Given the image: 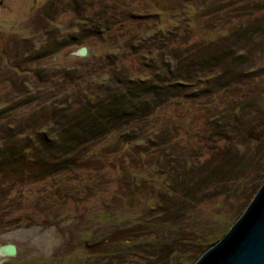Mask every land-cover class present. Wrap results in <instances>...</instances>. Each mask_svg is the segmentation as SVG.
Instances as JSON below:
<instances>
[{
	"label": "rangeland",
	"instance_id": "1",
	"mask_svg": "<svg viewBox=\"0 0 264 264\" xmlns=\"http://www.w3.org/2000/svg\"><path fill=\"white\" fill-rule=\"evenodd\" d=\"M259 1L0 0V45L18 51L22 49L20 42L27 40L34 49L46 48L39 52L52 53L50 59H39L34 64L21 61L22 50L15 57V54L11 55V61L22 64L25 69L22 77L26 83L35 80L32 75L37 69L58 66L45 75L47 83L32 81L30 94L33 97L51 90L49 82L54 79L63 84L62 78L67 75L66 69L73 60L119 53V50L125 57L119 65L130 66L131 75L149 80L158 75L163 61H168L174 54V45L178 43L173 39L176 33L187 36V46L216 42L227 45L230 28H234V22L244 19L238 20L237 16L247 12L239 11V6L251 10ZM233 2L237 6L214 11ZM164 32H170L171 38L168 39ZM82 34L76 44H71ZM259 38H254V42ZM81 48L86 53L80 52ZM251 49L256 50L255 46ZM256 66L258 69L264 66L262 56L257 59ZM7 75L12 77L11 72L0 68V110L7 108L1 114L7 119L4 123L28 114L39 105L36 101L13 112V107L17 106L13 102L21 99L23 81L14 78L6 83ZM250 81L233 85L229 92L238 94L235 99H246L262 91L264 78ZM52 84L54 92L39 102L52 100L61 104L62 95L80 97L85 91L83 84L72 83L69 92L63 94L58 91V83ZM6 90L16 95L6 97ZM211 98L178 100L160 106L146 120V125H142L139 138L121 143L118 133L110 134L88 149L82 157L83 164L75 165L71 174L36 179L41 167L28 163L24 165L22 175H8L9 180L0 183V248L9 246L14 251L0 255V264H173L178 257L186 262L190 257L194 258L192 249L206 234H197L200 220L204 219V204L199 203L186 213L179 221V231L169 229L167 224L156 226L158 221H153L156 213L151 208L157 209L158 194L148 188L141 190L140 184L147 182V186L152 187L156 179L157 172L150 168L154 171L151 172L148 165L157 160L153 150L155 134L171 136L170 145L178 142L187 154L190 133L203 132L206 119L216 108L213 105L225 108L232 97L220 93L209 107L207 103ZM192 140L195 148L205 143L199 138ZM167 157L168 154L165 165ZM207 209L212 211V206ZM227 209L228 206L225 212ZM143 215H147L146 218ZM148 216L152 221L147 220ZM221 222L222 218L218 216L215 228ZM18 231L22 232L20 236L6 237ZM163 240H167L166 244ZM169 242L173 246L168 249ZM172 249L176 252L171 253L169 250Z\"/></svg>",
	"mask_w": 264,
	"mask_h": 264
},
{
	"label": "trees",
	"instance_id": "2",
	"mask_svg": "<svg viewBox=\"0 0 264 264\" xmlns=\"http://www.w3.org/2000/svg\"><path fill=\"white\" fill-rule=\"evenodd\" d=\"M257 3L251 10L239 6V11L247 12L237 16L238 20L244 17L242 21L232 23L234 28H230L226 37L229 40L227 45L216 42L187 46V36L176 33L173 39L178 43H172L175 44L174 54L168 57V61H163L158 75L149 80L131 75L130 66L119 65L120 60L125 59L120 50L119 53H103L100 57L90 55L85 59H72L66 69L67 75L62 78L63 84L55 79L49 83H58V91L63 94L69 92L72 83L83 84L85 91L80 97L62 95L61 104L52 100L39 102L54 92L53 84H50L51 90L42 95L33 97L30 94L32 81L47 83L45 75L51 74L57 65L37 69L32 75L35 80L26 83L22 77L25 74L22 64L11 61V55H19L21 50V61L24 59L33 64L49 58L52 53L39 52L46 48L34 49L27 40L20 42L22 49L18 51L1 44L0 68L12 75H7L10 79L4 81L10 83L14 78L23 81L21 99L13 102L17 104L13 112L36 101L39 105L28 114L13 117L6 123L3 120L7 119L1 114L7 108L0 110V183L9 180L8 175H22L24 165L28 163L41 167L36 179L71 174L75 165L83 164L82 157L88 149L110 134L118 133L121 143L139 138L142 125H146V120L160 106L178 100L198 101L212 97L207 103L210 107L220 93H227L232 97L228 106L220 108L214 104L216 108L206 119L205 130L190 133L187 154L178 142L170 145L171 136L155 134L153 150L157 160L148 165L149 170L153 168L157 172L156 179L152 187H148L147 182L140 184L141 190L148 188L158 194L157 209L155 206L151 208L156 213L153 221L160 224L156 226L167 224L169 229L179 231V221L186 213L199 203L204 204V219L200 220L202 223H199L200 232L197 234H206L192 249L194 258L190 257L187 262L181 257L175 260L183 264L193 263L226 233L264 180V87L246 99H235L238 94L229 92L233 85H241L244 80L253 82L264 78V66L261 69L256 66L260 56L264 61V0ZM233 5L237 6L233 2L214 11ZM164 33L171 38L170 32ZM81 36L83 34L77 35L71 44H76ZM256 37H260L259 41L254 42ZM79 43L83 46L81 41ZM254 46L255 51L251 49ZM6 91V97L16 95ZM194 119L195 116L193 122ZM196 138L205 143L195 148L192 139ZM163 146H171L170 153ZM207 206H212V211ZM218 216L222 222L215 228ZM147 220L152 221L149 216ZM167 240L162 243L166 244ZM172 246L169 242L167 248ZM176 246L181 250L179 245ZM169 251L176 252L174 249Z\"/></svg>",
	"mask_w": 264,
	"mask_h": 264
},
{
	"label": "water",
	"instance_id": "3",
	"mask_svg": "<svg viewBox=\"0 0 264 264\" xmlns=\"http://www.w3.org/2000/svg\"><path fill=\"white\" fill-rule=\"evenodd\" d=\"M191 264H264V180L226 233Z\"/></svg>",
	"mask_w": 264,
	"mask_h": 264
},
{
	"label": "bare ground",
	"instance_id": "4",
	"mask_svg": "<svg viewBox=\"0 0 264 264\" xmlns=\"http://www.w3.org/2000/svg\"><path fill=\"white\" fill-rule=\"evenodd\" d=\"M25 232H28V231H25ZM24 232V233H25ZM33 232V231H32ZM22 234V232L21 231H18V232H16V233H13V234H9V235H7L6 237H12V236H15V235H21ZM26 234V233H25ZM14 251V249L13 248H11V247H9V246H4V247H1L0 248V255H3V254H12V252Z\"/></svg>",
	"mask_w": 264,
	"mask_h": 264
},
{
	"label": "built area",
	"instance_id": "5",
	"mask_svg": "<svg viewBox=\"0 0 264 264\" xmlns=\"http://www.w3.org/2000/svg\"><path fill=\"white\" fill-rule=\"evenodd\" d=\"M80 52H82V53H86V50L83 49V48H81V49H80Z\"/></svg>",
	"mask_w": 264,
	"mask_h": 264
}]
</instances>
